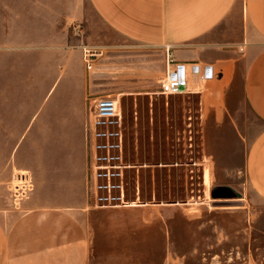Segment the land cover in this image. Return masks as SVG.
I'll list each match as a JSON object with an SVG mask.
<instances>
[{"label":"rangeland","instance_id":"obj_1","mask_svg":"<svg viewBox=\"0 0 264 264\" xmlns=\"http://www.w3.org/2000/svg\"><path fill=\"white\" fill-rule=\"evenodd\" d=\"M49 1L0 0V219L38 185L87 226L88 264H264V200L244 171L263 123L243 64L217 120L200 94H158L164 48L117 35L87 3L69 33L39 17ZM241 24L237 7L216 38ZM114 95L119 121L87 129V99ZM217 186L234 195L212 198Z\"/></svg>","mask_w":264,"mask_h":264},{"label":"crops","instance_id":"obj_2","mask_svg":"<svg viewBox=\"0 0 264 264\" xmlns=\"http://www.w3.org/2000/svg\"><path fill=\"white\" fill-rule=\"evenodd\" d=\"M49 2L42 4L46 12L39 17L51 24L69 25V33L83 22L87 3L101 23L125 39L162 49L169 46L175 63L212 65L217 77L208 76L203 90L195 94H200L201 103L214 111L217 120L226 116L238 64H243V99L263 123L246 146L244 171L251 189L264 200V0ZM237 7L242 11L239 35L230 40L216 38L218 27ZM80 163L83 170V152ZM38 189L37 185L30 198L22 202L13 220L0 219V264H88L91 233L78 212L53 195L41 198Z\"/></svg>","mask_w":264,"mask_h":264},{"label":"built area","instance_id":"obj_3","mask_svg":"<svg viewBox=\"0 0 264 264\" xmlns=\"http://www.w3.org/2000/svg\"><path fill=\"white\" fill-rule=\"evenodd\" d=\"M89 68V67H88ZM218 72L212 65L175 63L169 46L164 47V70L159 79L158 93L162 95L195 94L203 90L206 78ZM120 96L89 97L86 128L95 131L98 125L119 121Z\"/></svg>","mask_w":264,"mask_h":264},{"label":"water","instance_id":"obj_4","mask_svg":"<svg viewBox=\"0 0 264 264\" xmlns=\"http://www.w3.org/2000/svg\"><path fill=\"white\" fill-rule=\"evenodd\" d=\"M210 195L212 198L225 197L227 195H234V192L226 186H217L211 190Z\"/></svg>","mask_w":264,"mask_h":264},{"label":"bare ground","instance_id":"obj_5","mask_svg":"<svg viewBox=\"0 0 264 264\" xmlns=\"http://www.w3.org/2000/svg\"><path fill=\"white\" fill-rule=\"evenodd\" d=\"M159 94V93H158ZM120 95H122V94H120Z\"/></svg>","mask_w":264,"mask_h":264}]
</instances>
